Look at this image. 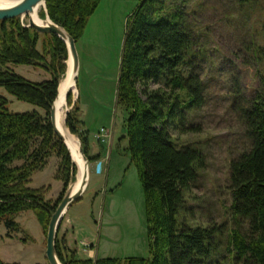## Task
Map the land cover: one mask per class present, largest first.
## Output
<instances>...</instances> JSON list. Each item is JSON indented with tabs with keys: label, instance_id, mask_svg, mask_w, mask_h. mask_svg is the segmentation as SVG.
<instances>
[{
	"label": "trees",
	"instance_id": "trees-1",
	"mask_svg": "<svg viewBox=\"0 0 264 264\" xmlns=\"http://www.w3.org/2000/svg\"><path fill=\"white\" fill-rule=\"evenodd\" d=\"M99 1L45 0V6L49 18L76 42ZM166 1L142 0L126 21L122 44L116 105L126 112L124 137L143 187L151 254L150 258L128 257L124 263L264 264V71L258 72V86L247 102L237 106L247 144L229 163V221L199 224L193 220L190 199L194 198L193 188L205 157L197 143L181 142L171 130L196 131L189 118L202 101L203 81L194 67L195 59L203 54L202 41L196 24L189 22L188 0ZM249 1L238 0L237 4ZM39 15L43 17L44 12ZM24 24L27 22L18 16L0 20V87L44 113L35 109L10 111L8 99L0 95V219L7 230L14 232L19 228L15 215L30 209L46 236L50 216L76 171L49 119L66 70L67 50L58 36ZM261 38L264 41V19ZM245 44L242 48L247 55L262 58L261 45L251 41ZM10 64L43 67L50 77L28 80ZM150 83L157 87L152 88ZM71 95L67 96L68 105ZM78 110L75 101L66 125L80 139L91 163L99 160L101 152L90 153L88 132L76 115ZM52 155L59 158L57 177L63 180L53 201L44 196L48 187L28 185L32 174ZM16 161L21 162L14 165ZM59 229L60 225L55 247L63 264L121 263L113 257L77 258L67 247L65 236H58ZM0 264L22 263L0 260Z\"/></svg>",
	"mask_w": 264,
	"mask_h": 264
},
{
	"label": "rangeland",
	"instance_id": "rangeland-1",
	"mask_svg": "<svg viewBox=\"0 0 264 264\" xmlns=\"http://www.w3.org/2000/svg\"><path fill=\"white\" fill-rule=\"evenodd\" d=\"M141 1L100 0L76 41L79 58L76 83L79 110L76 115L83 122L82 128L88 132L90 153L101 152L102 172L95 173L92 168L99 160L89 163L86 189L68 208L58 231L60 237L62 230H67L72 247H82L81 241L91 243L98 257L117 258L120 264H125L128 257H151L143 187L124 137L126 112L116 105L126 21ZM237 3L238 0H188L186 6L190 13L189 22L196 24L202 41L203 54L195 59L194 67L204 89L201 106L189 118L196 131L178 133L171 130V133L181 142L197 143L205 157L204 167L193 188L194 198L190 199L193 220L199 224L229 221V163L247 144L237 106L247 102L258 86V72L264 71V54L261 59H255L242 48L251 41L261 45L264 51L261 38L264 1L250 0L241 6ZM40 11L44 12L43 8ZM20 19L28 22V17ZM238 36L242 44L237 41ZM9 66L28 80L41 81L50 77L43 67ZM150 86L157 87V84L150 83ZM0 95L8 99L10 111L35 109L44 113L35 105L17 100L2 87ZM100 128L109 130V138L97 142L94 134ZM58 163L59 158L52 155L42 169L32 174L28 183L30 187H48L44 196L51 201L62 189L63 180L57 177ZM75 169L68 185L76 179V165ZM14 219L19 225L14 232L7 230L0 219V260L22 264L47 263L46 236L34 211H19ZM76 257L87 258L85 254H76Z\"/></svg>",
	"mask_w": 264,
	"mask_h": 264
},
{
	"label": "water",
	"instance_id": "water-1",
	"mask_svg": "<svg viewBox=\"0 0 264 264\" xmlns=\"http://www.w3.org/2000/svg\"><path fill=\"white\" fill-rule=\"evenodd\" d=\"M40 5H42L45 15L44 18L40 17L41 22L39 23L32 19L31 14ZM23 15L28 16V22L27 24H24V26L31 27L40 33H52L58 36L65 43L67 50L66 70L63 75V78L60 79L59 81L57 87V94L51 104L49 110V119L54 133L64 143V145L69 151V148L66 143V136L63 135V133L59 130V127L57 125V111L60 105L61 96L65 95L67 98L69 93L73 94L72 88L73 87L76 88L78 71H79V58L75 45L76 42L74 38L62 26L55 24L49 18L46 11L45 0H16L13 4L9 6L0 7V20L9 19L17 16L22 18ZM76 99H77V95L75 97L73 96L72 103L70 104V106H67V109L64 113L63 128H65L70 135H74L77 138V142L79 145L78 154L83 162L82 179H81L80 187L75 192H72L74 181L69 183L61 200L59 201L54 212L50 216L46 230V246H45V258L48 264H63L59 260L56 253L55 239H56L57 229L61 224L63 216L68 210V208L81 197V194L85 191L88 183V175H89L88 158L83 152L81 141L78 138V136L71 133L69 131V128L66 126L67 115L69 111L72 109ZM69 155L72 162L74 163L70 152ZM76 167L78 172V166L76 165Z\"/></svg>",
	"mask_w": 264,
	"mask_h": 264
},
{
	"label": "bare ground",
	"instance_id": "bare-ground-1",
	"mask_svg": "<svg viewBox=\"0 0 264 264\" xmlns=\"http://www.w3.org/2000/svg\"><path fill=\"white\" fill-rule=\"evenodd\" d=\"M16 0H0V7H6L9 6L11 4H13ZM42 8V5H40L39 7H37L36 10H34V12L31 14V17L33 20H35L36 22H41L40 17H39V9ZM28 17L27 15H23L22 18ZM63 78V77H62ZM61 78V79H62ZM74 97L76 95V88L73 87L72 88ZM67 98L65 95H62L60 98V105L57 111V125L59 127V130L63 133V135L66 136V143L67 146L69 148V152L72 155L73 161L74 163L78 166V172L76 175V179L74 181V185L72 187V192H75L81 184V179H82V168H83V162L81 160V157L78 154V142H77V138L74 135H70L68 133V131L63 128V124H64V113L67 109Z\"/></svg>",
	"mask_w": 264,
	"mask_h": 264
},
{
	"label": "crops",
	"instance_id": "crops-1",
	"mask_svg": "<svg viewBox=\"0 0 264 264\" xmlns=\"http://www.w3.org/2000/svg\"><path fill=\"white\" fill-rule=\"evenodd\" d=\"M91 154H95V153H91ZM92 168H94V172H95V165H93ZM95 173H97V172H95ZM67 211H66V214H67ZM67 223H70V220L69 219H67ZM61 235H64L65 236L66 245L69 248V250L74 251L75 256H76V254H80V255H84L85 254L86 257L87 258H90V259H95V258L98 257L96 251L93 250V248L91 247V246H93V244L89 243L88 244L89 246H87V247L82 245V247L75 248V247H72L70 245V243H69L68 233H67V230L66 229L65 230H62Z\"/></svg>",
	"mask_w": 264,
	"mask_h": 264
},
{
	"label": "built area",
	"instance_id": "built-area-1",
	"mask_svg": "<svg viewBox=\"0 0 264 264\" xmlns=\"http://www.w3.org/2000/svg\"><path fill=\"white\" fill-rule=\"evenodd\" d=\"M109 130L105 129V128H100L95 134L94 137L96 139V141H103L104 139H108L109 138ZM95 172L100 173L102 172V161H96L95 163ZM80 244H82L83 246H89L87 242L85 241H81Z\"/></svg>",
	"mask_w": 264,
	"mask_h": 264
}]
</instances>
